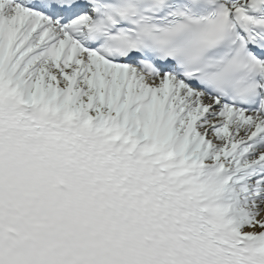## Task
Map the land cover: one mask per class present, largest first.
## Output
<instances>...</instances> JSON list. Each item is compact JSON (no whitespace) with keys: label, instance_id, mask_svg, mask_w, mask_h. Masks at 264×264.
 I'll return each mask as SVG.
<instances>
[{"label":"snow or ice","instance_id":"6c2138e0","mask_svg":"<svg viewBox=\"0 0 264 264\" xmlns=\"http://www.w3.org/2000/svg\"><path fill=\"white\" fill-rule=\"evenodd\" d=\"M0 264H264V0H0Z\"/></svg>","mask_w":264,"mask_h":264}]
</instances>
